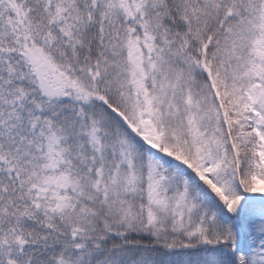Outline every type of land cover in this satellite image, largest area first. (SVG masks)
I'll use <instances>...</instances> for the list:
<instances>
[{
  "label": "snow or ice",
  "instance_id": "1",
  "mask_svg": "<svg viewBox=\"0 0 264 264\" xmlns=\"http://www.w3.org/2000/svg\"><path fill=\"white\" fill-rule=\"evenodd\" d=\"M0 264H264V0H0Z\"/></svg>",
  "mask_w": 264,
  "mask_h": 264
}]
</instances>
